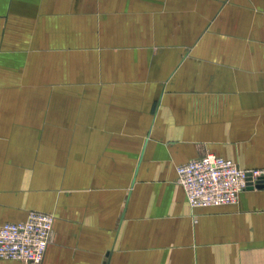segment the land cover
<instances>
[{"label":"crops","instance_id":"0c3cea01","mask_svg":"<svg viewBox=\"0 0 264 264\" xmlns=\"http://www.w3.org/2000/svg\"><path fill=\"white\" fill-rule=\"evenodd\" d=\"M209 153L264 167V0H0V228L55 215L39 264H264V187L179 183Z\"/></svg>","mask_w":264,"mask_h":264},{"label":"built area","instance_id":"2783aa9c","mask_svg":"<svg viewBox=\"0 0 264 264\" xmlns=\"http://www.w3.org/2000/svg\"><path fill=\"white\" fill-rule=\"evenodd\" d=\"M179 183L193 207L236 203L240 194L264 179V167L244 168L234 160L209 153L178 166ZM55 215L31 211L27 219L0 228V257L42 263L50 242Z\"/></svg>","mask_w":264,"mask_h":264},{"label":"water","instance_id":"95a60500","mask_svg":"<svg viewBox=\"0 0 264 264\" xmlns=\"http://www.w3.org/2000/svg\"><path fill=\"white\" fill-rule=\"evenodd\" d=\"M255 187L263 188L264 187V179H261L260 182ZM249 188H254V186H251Z\"/></svg>","mask_w":264,"mask_h":264}]
</instances>
